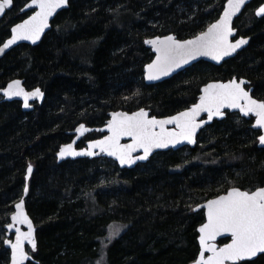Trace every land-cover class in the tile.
<instances>
[{
    "label": "trees",
    "instance_id": "trees-1",
    "mask_svg": "<svg viewBox=\"0 0 264 264\" xmlns=\"http://www.w3.org/2000/svg\"><path fill=\"white\" fill-rule=\"evenodd\" d=\"M30 1L13 0L0 21V47L29 16L21 11ZM225 2L70 0L40 45H21L0 59V89L23 79L28 91L46 95L32 112L20 102L0 104V264H10L5 228L24 197L29 164L26 206L37 251L27 264H192L205 222L193 209L231 186L264 187L259 133L234 114L205 129L194 149L158 153L132 170L102 157L57 159L78 125L101 128L115 111L174 115L210 81L248 79L264 100V17L255 15L264 0H254L236 21L238 36L251 42L234 58L220 67L202 61L158 85L144 81L154 57L145 40L192 38L219 18ZM110 228L119 232L109 242Z\"/></svg>",
    "mask_w": 264,
    "mask_h": 264
},
{
    "label": "snow or ice",
    "instance_id": "snow-or-ice-1",
    "mask_svg": "<svg viewBox=\"0 0 264 264\" xmlns=\"http://www.w3.org/2000/svg\"><path fill=\"white\" fill-rule=\"evenodd\" d=\"M68 3L69 0H31L28 7L35 10L34 14L11 28V38L0 47V53L17 41H31L35 44L49 27V18ZM245 3L246 0H227L223 15L192 39L179 40L168 35L145 40L144 43L150 45L156 54L155 59L144 69L145 79L159 80L200 57L219 63L236 53L248 43L243 38L236 39L235 42L230 39L234 36L233 17ZM11 6L12 0H3L0 3V14ZM255 14L257 17L264 16V6ZM247 83L238 78L228 82L208 83L200 89L198 102L166 119L149 116L144 109L132 114L113 112L106 128L97 129L107 132L103 139L90 142L87 150L82 151L74 150L73 141V144L61 147L58 156L64 159L67 156L91 157L104 154L113 157L121 166L130 167L137 161L147 160L155 149L175 148L184 143L195 144L198 130L212 121L213 117L225 116V109L238 110L244 117L255 116L253 127L264 129V100L254 99L250 90H246ZM43 95L39 88L31 92L25 91L19 80L12 81L3 90L6 98L22 97L24 108L30 107V100L41 99ZM202 114H206V120L200 119ZM168 125L173 127L170 129ZM87 131L83 124L76 129L81 136ZM124 138L131 142L121 143ZM258 141L264 146V134L258 135ZM141 151L142 155H134ZM32 172L33 168L29 164L28 176ZM24 193H28L27 186L24 187ZM200 207L206 209V222L198 228L199 254L194 264H257V257L264 259V187H257L254 191H242L233 187ZM15 209L16 212L11 217L12 223L8 225L9 230L16 224H26L28 230L22 232L19 227H15V242L4 240V243L11 249V264H25L30 260L25 242L31 246L32 252L37 250V244L32 221L24 212L23 199L15 205ZM109 232L106 239L110 242L112 234L118 233L119 229L110 228ZM218 237L230 238V242L220 247L216 243Z\"/></svg>",
    "mask_w": 264,
    "mask_h": 264
},
{
    "label": "water",
    "instance_id": "water-1",
    "mask_svg": "<svg viewBox=\"0 0 264 264\" xmlns=\"http://www.w3.org/2000/svg\"><path fill=\"white\" fill-rule=\"evenodd\" d=\"M69 1H70V0H69ZM253 1H254V0H246L245 5L241 8L240 12L237 13V15L233 17V20H232V27H233V30H234V36L231 37L230 39H231L233 42H235L236 39H241V38L246 39V40L248 41V43H247L246 45H243L240 49H238L236 53H234L232 56L225 57V58H224L223 60H221L219 63H217L216 61H213V60H211V59H209V58H207V57H200L199 59H197V60H195V61H192L190 64L184 65L182 68L177 69L176 71H174L173 73H171L169 76L161 77L159 80H155V81H148L147 79H145V72H144V81H145V83H146L147 85H152V86H154V85H158V84H161V83H163V82H165V81H167V80L172 79L173 77L177 76L178 74H180V73L186 71L187 69L193 67L194 65H196V64H198V63H200V62H202V61L207 62V63H210V64L215 65V66H221V65L224 64V62H226V61H228V60L234 58L239 52H242L244 49H246V48L248 47V45L250 44L251 38H250V37L238 36V29L235 27V24H236V21L242 16V14H243L244 11L246 10V8H247L249 5H251V3H252ZM2 2H3V0H0V3H2ZM30 2H31V1H30ZM30 2H29V3L24 7V9L21 11L22 14L31 13L29 16H31V15L34 14V11H35V10L32 9V8H29V7H28V5L30 4ZM226 3H227V0H226V2H225V5H226ZM261 6H264V3H263L262 5H260V6L256 9V11H257ZM12 7H13V0H12V6L9 7V8H6L5 11H4V13H3V14H0V21L3 20V19L6 17L8 11H10V10L12 9ZM68 7H69V3H68V5H67L66 7H64V8H59V9L56 10V12L53 14V16L49 18V27L46 28V29L44 30V32L41 34L40 39H39L35 44L31 43V41H17L16 44H14V45L10 46L9 48L5 49L3 53H0V59L3 58V57H4L5 55H7L8 53H10L11 51H13L14 49H16V48H18L19 46H21V45H29V46H32V47H36V46L40 45L41 42L43 41L44 37H45V36L51 31L53 21L57 18V16H58L60 13H62V12L65 11V10H67ZM256 11H255V13H256ZM222 15H223V10H222L220 16H222ZM255 15H256V14H255ZM29 16H28L27 18H25L24 20L28 19ZM220 16H219V17H220ZM256 17H257V16H256ZM263 17H264V16L257 17V18L262 19ZM218 19H219V18H218ZM218 19H217V20H218ZM24 20H23V21H24ZM217 20H216V21H217ZM23 21H21V22H19V23H22ZM216 21H214V22H212V23H215ZM19 23H17V24H19ZM17 24H16V25H17ZM206 29H207V28H206ZM170 35L175 36L174 34H170ZM198 35H199V34H198ZM165 36H168V35H165ZM165 36H156V37L149 38V39H147V40L155 39V38H157V37L163 38V37H165ZM175 37H176V36H175ZM194 37H195V36H194ZM194 37H192V38H194ZM10 38H11V36H10ZM10 38H8V39H10ZM176 38H177V37H176ZM192 38H189V39H192ZM8 39H7V40H8ZM177 39H178V38H177ZM7 40H6L4 43H6ZM179 40H181V39H179ZM186 40H188V39H186ZM145 45H146V47H147L148 49H150L151 52L153 53V55H154L153 60H154L156 54L153 52V50H152V48H151L150 45H148V44H145ZM1 47H3V44L1 45ZM153 60H152V61H153ZM152 61H151V62H152ZM151 62H150V63H151ZM150 63H148V64H150ZM148 64H147V65H148ZM147 65H145V67H146ZM144 69H145V68H144ZM240 79H244L245 81L248 82V83L245 85V87H246L247 85L250 84V81H249L248 79H245V78H240ZM14 80H19V81H21V86H22V87L24 88V90L27 91V92H31V91H33V90L36 89V88H35V89H33V90L28 91V90L26 89L25 85H24L25 81H24L23 79H14ZM14 80H12V81H14ZM230 80H231V79H230ZM12 81H10L9 83H11ZM228 81H229V80H227V81H210V82H208V83H214V82H228ZM9 83H8V84H9ZM208 83H207V84H208ZM8 84H7V85H8ZM7 85H6L4 88L0 89V97L2 98V100L0 101V104H1L2 102L5 103V102H13V101H22V102H23V98H22V97H12L11 99H9V98H6V97L3 96V90L7 87ZM205 85H206V84H205ZM205 85H204V86H205ZM204 86H202L201 89H202ZM39 89L41 90V92H43V94H44L43 97H42L41 99L30 100V101H29V104H30V107H29V108H24V106H23V109H24L25 112H30V111L33 109V106L31 105V103H33V102H35V101H38L40 104H43V103H44L46 95H45L44 91H43L41 88H39ZM246 90H247V89H246ZM252 92H253V89H250V95H252ZM200 94H201V92H200ZM200 94H199V96H200ZM199 96H198V99H197L196 102H198V100H199ZM253 98H254V97H253ZM254 99H256V98H254ZM190 107H191V106H190ZM139 110H140V109H139ZM139 110H137V111H139ZM144 110L147 111V112L149 113V116H153L149 110H146V109H144ZM186 110H187V109H186ZM184 111H185V110H184ZM224 111H225V112H226V111H230V112H232V113L239 112L238 110H229V109H225ZM115 112H124V111H115ZM134 112H136V111H134ZM111 113H113V112H110V114H109V119H108V120L111 119ZM127 113H128V112H127ZM132 113H133V112L128 113V114H132ZM178 113H179V112H178ZM239 113H240V112H239ZM176 114H177V113H176ZM176 114H174V115H176ZM240 114H241V113H240ZM174 115H171V116H174ZM241 115H242V114H241ZM225 116H226V115H225ZM225 116H223V117H213L212 121L208 122L207 124L204 125L203 128H201L200 130H198L197 135H196V143H195V144H187V143H184V144H181V145H177L175 148L169 147V148H167V149H155V150H153L152 154L149 156V158H148L147 160H144V161H137L135 164H133V165L130 166V167L127 166V165H125V166H121V165L119 164V162L116 161L113 157H109V156L104 155V154H100V155H96V156H91V157H89V156H76V157L67 156V157H65L64 159H60L59 156H58V153H59V152H58V153H57V159H58V162H59V163H62V162H64V161H68V160H78V159H81V158H90V159H94V158L104 157V158H107V159H110V160H113L114 162H116V163L118 164V166H119L120 169L132 170V169H135V168H136L138 165H140V164H146V163H147V162H148V161H149V160H150L155 154H157V153L169 152V151H178V150H180L181 148H184V147H187V146H189V147H191V148H195L196 145H197V143H198V137L200 136L202 130H204L208 125H211L216 119H217V120H222ZM242 116H243V115H242ZM250 116H251V115H250ZM250 116L245 117V118H250ZM252 116H253V115H252ZM155 117H156V116H155ZM168 117H169V116H166V117H156V118H157V119H166V118H168ZM243 117H244V116H243ZM254 117H255V116H254ZM200 119H201V120H206V119H207L206 114H202L201 117H200ZM255 119H256V118H255ZM254 123H255V120H254ZM254 123H253V124H254ZM83 125L88 129V131L85 132V133L81 136L79 133L76 132V129L80 126V125H79V126H78V127L72 132V134H74V136H75V138H74V140H73V141H75V143L73 144V141H72L71 143H68V144H73L74 150H76V151L87 150V147H86V148H83V149H78V148H77V144H78L82 139H84L87 135L92 134V133H95V132H100V133L104 134V136L107 135V132H106V131H105V132L97 131V129H105V128H106V125H107V122H106L105 126H103V127H101V128H100V127H99V128H98V127H91V126H88V125H86V124H83ZM167 127L171 129L173 126H172V125H168ZM252 128H253L254 130L261 131V133L264 134V129H257V128H254L253 125H252ZM103 138H104V137H102V138H100V139H103ZM90 142H92V141H90ZM90 142H88L87 145H88ZM130 142H131V141H130V139H128V138H124V139L121 140V143H130ZM68 144H64V145H62L61 147L66 146V145H68ZM258 146H259V148H264V146H261L260 144H258ZM61 147H60V148H61ZM59 150H60V149H59ZM142 154H143V153H142V151H141V152L135 153L134 155H142ZM32 168H33V170H34V167H33V166H32ZM31 176H32V174H31ZM31 176H28V175H27V179H26V186H27V188H28V193H29V185H30ZM232 188H233V187H232ZM238 188H239V187H238ZM230 189H231V188H230ZM230 189H228V190H230ZM240 189H241V188H240ZM228 190H227V191H228ZM241 190L244 191V189H241ZM28 193H27V195H25V193H24V197L22 198L23 201H24V212H25V214L28 216V218L32 221L33 228H34V233H33V235H34V239H35L36 244H37V240H36V238H37V228H36V226H35V224H34L32 218L30 217V215H29V213H28V210H27V206H26V198H27V196H28ZM225 193H226V192H225ZM225 193H223V194H225ZM223 194H221V195H223ZM214 198H216V197H214ZM214 198H211V199H214ZM209 200H210V199H209ZM20 201H21V199H20L17 203H19ZM207 201H208V200H207ZM207 201H206V202H207ZM206 202L201 203L200 205H198V206H196V207L194 208V209H197L195 212H199V211H203V212H204L205 222H206V215H205V213H206V209H204V208H202V207H200V206L203 205V204H205ZM17 203H16V204H17ZM14 210H15V211H14V213H13L12 215H14L15 212H16V209H14ZM12 215H11V217H12ZM11 217H10V223H9V224L12 223ZM9 224H8V225H9ZM8 225L6 226L7 237H8L7 240H11V241H13V242H15V227H19V228L21 229L22 232H26V231L28 230L26 224H16V225H14V227H13L11 230H9ZM198 233H199V232H198ZM12 236H13V238H11ZM222 241H226V242H223V243H222ZM198 242H199V238H198ZM228 242H230V238H227V237H218V238H217V241H216L217 245L220 246V247H223V245H224L225 243H228ZM5 247L10 251V264H11V249H10V248L8 247V245H6V244H5ZM28 248L30 249V251L28 250ZM25 250H26V252H28V254H29V256H30V260L25 262V264H27L28 262L34 260L33 255H32V251H31V246H30L29 244H27V242H25ZM36 251H37V250H36ZM36 251H35V252H36ZM197 258H198V257H197ZM257 259H258V257L256 258V260H257ZM192 264H194V262H193Z\"/></svg>",
    "mask_w": 264,
    "mask_h": 264
},
{
    "label": "flooded vegetation",
    "instance_id": "flooded-vegetation-1",
    "mask_svg": "<svg viewBox=\"0 0 264 264\" xmlns=\"http://www.w3.org/2000/svg\"><path fill=\"white\" fill-rule=\"evenodd\" d=\"M69 2H70V1H69ZM255 11H256V9H255ZM30 14H31V13H29V15H30ZM258 19H260V18H258ZM205 30H206V29H205ZM205 30H204V31H205ZM238 35H239V33H238ZM175 36H176V35H175ZM176 37H177V36H176ZM243 37H244V36H243ZM177 38H178V37H177ZM178 39H180V38H178ZM181 40H183V39H181ZM185 40H186V39H185ZM250 42H251V41H250ZM19 47H20V46H19ZM219 67H220V66H219ZM235 78H236V77H235ZM13 80H14V79H13ZM11 81H12V80H11ZM8 83H9V82H8ZM8 83H7V84H8ZM24 85H25V83H24ZM25 87H26V86H25ZM246 89H247V90L253 89L252 96H253L254 98H256L257 100H261V99H259V98H257V97L254 96V87L252 86V83H251V82H250L249 85L246 86ZM30 90H33V89H30ZM1 100H2V98L0 97V101H1ZM13 102H20L21 105H22V109H23V102H22V101H13ZM2 103H4V102H2ZM2 103H1V104H2ZM5 103H12V102H5ZM195 103H196V102H195ZM31 105L33 106V109H32L30 112H32V111L35 110V106H37V105L41 106L42 104H40L38 101H35V102L31 103ZM188 108H190V107H188ZM188 108H186V109H188ZM186 109H184V110H186ZM23 110H24V109H23ZM184 110H182V111H184ZM180 112H181V111H180ZM225 113H226V116H225L222 120L226 119V117H227L229 114L238 115V116L241 117L242 119H245L246 121H248L249 123H251L250 126H251V129H253V128H252V125H253L254 120H255V117H254V116L251 115L250 118H245V117H243L239 112L232 113V112H230V111H226ZM222 120H217V119H216L215 121H222ZM215 121H214V122H215ZM214 122H213V123H214ZM213 123H212V124H213ZM212 124H211V125H212ZM80 125H81V124H80ZM211 125H208L205 129H207V128H208L209 126H211ZM78 126H79V125H78ZM78 126H77V127H78ZM77 127H76V128H77ZM76 128H75V129H76ZM75 129H74V130H75ZM205 129H204V130H205ZM74 130H73V131H74ZM204 130H202V132H203ZM253 130H254V129H253ZM73 131H72V132H73ZM254 131H257V130H254ZM202 132H201V133H202ZM257 132H258L259 134H262L261 131H257ZM101 134H102V133H101ZM71 135H73V140H74V138H75L74 134L71 133ZM102 137H104V134H102V136H99V137H92V138L90 137L91 139H89V138H88V135H87L84 139H82V140L77 144V148H78V149L86 148L88 142H90V141H94V140H98V139H100V138H102ZM73 140H72V141H73ZM70 143H71V142H70ZM258 143H259V141H258ZM186 148L194 149V148H191V147L187 146V147L181 148L180 150H182V149H186ZM261 149H262V148H261ZM180 150H178V151H180ZM169 152H170V151H169ZM174 152H175V151H174ZM157 154H158V153H157ZM155 155H156V154H155ZM155 155H154V156H155ZM154 156H153V157H154ZM99 158H101V157H99ZM102 158H104V157H102ZM81 159H87V158H81ZM33 171H34V170H33ZM32 174H33V172H32ZM31 177H32V176H31ZM229 189H230V188H229ZM244 190H246V189H244ZM249 191H250V190H249ZM253 191H254V190H253ZM202 212H203V211H202ZM203 213H204V212H203ZM5 230H6V228H5ZM7 238H8V237H7V230H6V239H5V240H7ZM11 238H13V236H12ZM4 244H5V243H4ZM4 246H5V245H4ZM5 248H6V247H5ZM6 249H7V248H6ZM7 250H8V249H7ZM28 250L30 251L29 248H28ZM8 251H9V250H8ZM9 252H10V251H9ZM34 253H35V252H32V255H33ZM33 261H34V260H33Z\"/></svg>",
    "mask_w": 264,
    "mask_h": 264
},
{
    "label": "rangeland",
    "instance_id": "rangeland-1",
    "mask_svg": "<svg viewBox=\"0 0 264 264\" xmlns=\"http://www.w3.org/2000/svg\"><path fill=\"white\" fill-rule=\"evenodd\" d=\"M232 187H236V186H231V187H229V188H232ZM225 192H226V191H225ZM225 192H224V193H225ZM91 204H92V203H91ZM92 206H94V204H92Z\"/></svg>",
    "mask_w": 264,
    "mask_h": 264
}]
</instances>
